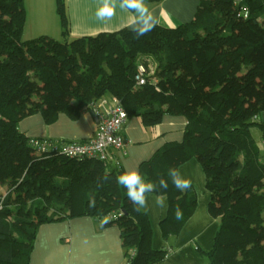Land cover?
<instances>
[{
  "label": "trees",
  "instance_id": "obj_1",
  "mask_svg": "<svg viewBox=\"0 0 264 264\" xmlns=\"http://www.w3.org/2000/svg\"><path fill=\"white\" fill-rule=\"evenodd\" d=\"M65 2L56 0L64 35ZM24 19L22 0H0V264H29L41 225L80 217L118 228L125 264H162L170 256L171 248H152L148 217L117 182L122 169L42 150L18 129L34 114L46 125L60 114L76 121L102 98L116 99L146 131L164 116L186 121L180 142L138 167L145 181L168 180L166 190L146 193L168 201L162 237L178 235L196 209L194 190L175 188L168 170L196 160L208 215L218 221L206 264H264V125L257 120L264 112V0H199L189 22L157 25L139 39L125 28L23 43ZM139 64L148 73L141 86L134 79Z\"/></svg>",
  "mask_w": 264,
  "mask_h": 264
},
{
  "label": "crops",
  "instance_id": "obj_2",
  "mask_svg": "<svg viewBox=\"0 0 264 264\" xmlns=\"http://www.w3.org/2000/svg\"><path fill=\"white\" fill-rule=\"evenodd\" d=\"M107 0H66L69 30L72 36H94L99 33H113L121 29H133L138 18L131 10L121 7L122 1L114 3V14L106 10ZM146 5L157 18L160 26L176 27L189 22L196 11L199 0L146 1ZM111 7L110 5L108 6ZM98 13L104 18H98ZM173 28V27H171ZM94 114L84 112L76 121L60 114L57 120L46 125L41 114H34L21 120L19 131L31 139L54 141H84L96 132ZM257 120L264 125V112ZM186 121L182 116H164L152 130H144L138 119H128L121 134L129 141L123 151L110 150L107 169L138 170L158 149L183 138ZM254 142L261 146L263 141L257 130H252ZM181 176L191 181L196 194V209L186 221L179 234L165 240L159 224L166 217V207L155 204V196L147 194L148 209L141 211L148 217L152 229L154 250L171 248L172 252L162 264H206L203 254L211 251L218 221L207 212L209 194L205 188L204 173L196 160L184 162L178 169ZM29 264H125L120 244L119 230L115 226L100 228L92 218L80 217L60 223L41 225L36 233Z\"/></svg>",
  "mask_w": 264,
  "mask_h": 264
},
{
  "label": "built area",
  "instance_id": "obj_3",
  "mask_svg": "<svg viewBox=\"0 0 264 264\" xmlns=\"http://www.w3.org/2000/svg\"><path fill=\"white\" fill-rule=\"evenodd\" d=\"M147 75L146 68L139 64L134 77L138 86L146 83ZM93 114L98 124L94 136L88 140L58 142L43 139L38 142L31 139V143L40 145L42 150L47 149L69 159H96L107 163L111 158L110 150L123 151L130 144L121 134V129L128 120V116L114 98L100 99L93 110ZM4 199L5 195L0 194V212L4 206Z\"/></svg>",
  "mask_w": 264,
  "mask_h": 264
},
{
  "label": "clouds",
  "instance_id": "obj_4",
  "mask_svg": "<svg viewBox=\"0 0 264 264\" xmlns=\"http://www.w3.org/2000/svg\"><path fill=\"white\" fill-rule=\"evenodd\" d=\"M105 5L110 17L114 14L115 5L111 0H107ZM109 5L111 6L110 8L108 7ZM121 7L131 10L137 16L138 23L134 26L137 39L147 35L158 24L157 18L149 10L145 0H122ZM98 18L103 19L104 17L98 13ZM167 175L175 188L184 191L191 187V181L183 178L177 169L169 168ZM117 182L126 189L127 197L136 211H140L141 209L147 211L148 201L146 193L158 192V189L162 188L166 190L168 188V180L164 177H160L158 183L145 181L138 170H127L123 172L118 176ZM165 201L166 196L163 193L155 196V204L158 207L165 208ZM176 218H182V213L179 208L176 209Z\"/></svg>",
  "mask_w": 264,
  "mask_h": 264
},
{
  "label": "rangeland",
  "instance_id": "obj_5",
  "mask_svg": "<svg viewBox=\"0 0 264 264\" xmlns=\"http://www.w3.org/2000/svg\"><path fill=\"white\" fill-rule=\"evenodd\" d=\"M22 5L25 18L21 37V42L23 43L42 36L59 42H71L77 38L88 37L72 36L70 30L66 35L63 34L60 19L56 11V0H22ZM165 27L176 26L166 24ZM1 192L6 193L5 189H0V194ZM261 243L264 245V236L261 239Z\"/></svg>",
  "mask_w": 264,
  "mask_h": 264
},
{
  "label": "water",
  "instance_id": "obj_6",
  "mask_svg": "<svg viewBox=\"0 0 264 264\" xmlns=\"http://www.w3.org/2000/svg\"><path fill=\"white\" fill-rule=\"evenodd\" d=\"M93 117H94V120H95V124L97 125L98 124L97 119H96L95 116H93Z\"/></svg>",
  "mask_w": 264,
  "mask_h": 264
}]
</instances>
